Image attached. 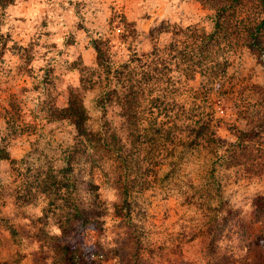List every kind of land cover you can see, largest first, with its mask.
<instances>
[{
    "label": "rangeland",
    "instance_id": "rangeland-1",
    "mask_svg": "<svg viewBox=\"0 0 264 264\" xmlns=\"http://www.w3.org/2000/svg\"><path fill=\"white\" fill-rule=\"evenodd\" d=\"M14 2L50 3L52 0H11L2 9H6ZM74 2L75 14L79 16L81 8L86 5L84 0H68L69 6L71 7ZM146 2L148 0H112L109 4V11L112 12V15L107 20L108 30L109 32L115 31L113 25L116 20H119V24H115V27L123 26V31L115 37L106 36L95 28H86L83 24V17H80V21L74 25L75 30L70 29L65 36L63 49L57 52V56L60 57L74 55L76 58L72 62L64 59L62 62H57V66L63 67L66 72L73 70L84 72L86 69L81 66L84 64V54L89 49L93 50L91 57L93 62L97 63L95 60L97 54L94 48L97 43H105L110 47L108 53L109 60H111L113 56L117 55L112 51L117 46L112 44V39L115 38L119 44L125 45L127 52L131 53L128 61L120 66L135 63L141 67L140 56L136 55L133 44H143L144 41H148L152 44V56L154 51L156 55L159 52H167L171 60L180 57L181 63L187 64L185 68L187 77L190 81L195 82V90L189 89L193 92L192 98L195 101L201 97L206 100L208 95L214 91L212 85L217 83L215 77L221 66L218 63L213 64L212 57L222 40L232 38L236 47L247 49L255 56L258 64L264 65V20H258L250 14L247 17V23L240 22L243 24L241 28L240 24L235 22L231 10H226L223 14H217L216 31L211 36H206L203 29L196 30L194 28L190 35L184 33L183 29L177 30L178 26L172 24L168 17L160 20L158 24L156 20H153L145 31L140 27L139 22L151 20L152 17L147 12L136 16L139 9L131 8L129 5ZM181 2L199 4L202 11L210 7L214 8V3L208 1L204 3L199 0H181ZM115 3L121 4L120 12L115 11ZM248 3L250 0H236L235 4L247 5ZM2 9L0 8V10ZM129 15L134 18L129 19ZM14 19L16 18L14 17ZM19 19L21 23L27 22L23 17H19ZM6 20V15L0 11V27L5 24ZM15 27L18 25H9L10 31L4 34V36H8V42L12 40V32L15 31ZM39 27H47L46 18L41 20ZM251 28L254 29L248 34ZM80 31L85 33L84 37L78 36ZM170 31L174 37L183 33L192 43L185 44L184 48L179 51L174 41L169 42L163 49H158L153 42ZM93 33H95V37H93ZM43 35L50 36L52 34L45 32ZM139 37H143V39H139ZM39 39L40 36L37 35L34 41H29L27 47L16 41L9 48L7 42L5 53L9 52L13 56H18L25 62L24 65L17 66L18 74L23 72L25 66L31 62L36 46L49 50L56 48L55 44L40 45ZM181 43L184 44V41ZM69 48L73 51L69 52ZM188 48L192 49L191 56L187 54ZM173 52L175 55H171ZM141 55L144 54L141 53ZM189 60L192 63H188ZM4 63L2 56L0 73H5V71L10 73L11 69L3 68ZM158 63L160 65L159 73L165 70L171 71L163 59H160ZM227 64L228 61H224V65ZM176 67L179 68L180 65L178 64ZM56 70L51 66V61H49V66L40 69L44 73L41 80V84L44 86L42 93L44 99L41 100L40 97H37L36 99L40 102L32 111L33 120H42V124H18L21 119L20 109L14 94L9 96L7 108L3 103H0V109L7 110L12 116L10 125L0 118L2 121L0 122V264H264V185L253 182L247 193H239L237 190L226 191L231 186L229 181L235 184L240 178L252 180L259 178L264 173V164L257 163L264 151V135H262L264 121L256 123L247 131L235 130L238 132L240 143L235 146V150L229 152L223 162L217 161L205 177V186L201 196L208 203L202 224L194 232L180 234L184 238L183 243H197L198 260L174 258L175 249L166 252L165 245L153 246V241L149 239L152 233L145 227L149 214L145 208L144 193L155 187L156 190L151 193V197L154 198L160 194V198L164 200L168 199V194L174 187L171 173L160 178L157 169L163 165L156 161L155 158L158 155L152 158L148 156L154 151L155 147L151 149V146L158 138L155 134L157 127L151 125L154 122L148 121L147 126L141 127L139 142H137L138 146L143 144L140 166L143 168V166L148 167L151 164L154 172L143 191L140 190L139 183L132 185V179L129 180L128 186H133L129 195L125 196L122 193L124 197L122 202L119 205H112L115 208L114 215L120 218V223L116 224L114 228H109L107 196L112 185H109L105 180L98 187L96 170L99 169L107 177L108 171L105 169L112 171L109 167L111 161L107 160L108 157L105 156L100 161L97 157L90 158L86 163V158L80 156L73 162V171L67 175L64 156L66 151L74 146L76 135L74 127L67 120L62 119L60 110L67 107L69 93L78 95V98L80 95L71 85L64 90H58V82L62 81L56 75ZM26 74L31 76V69H28ZM155 78L158 82L159 78ZM80 79L81 83L85 82L83 76ZM3 83L6 81H0V100L3 99V95L7 91L3 87ZM39 87V85H34L32 90H38ZM222 87L220 85L215 91L223 94ZM27 91L28 89L24 87L20 89L21 94ZM148 95L151 94L148 93ZM96 99L97 97L92 105V110L99 109L101 115L98 121L94 122H99L100 128L105 126L110 130H115L116 136H120L122 142L130 145L128 136L130 131L126 130H130L128 124H123L118 118L115 108L114 110L110 108L107 112L102 110ZM142 99L141 122L143 113L147 112L150 115L151 112L156 111L159 106L158 102L163 104L160 108L167 112V117L158 123L165 120V122H170L168 113L176 107L175 101L169 104L166 99L157 97L149 100L145 107L143 104L146 99L145 91ZM156 100L157 103H155ZM84 112H86L85 108ZM1 113L3 115V111ZM35 113L40 115L36 116ZM86 117L92 119L91 116ZM186 120H193V123L176 124V127L173 125L175 128L171 127L167 132L169 133L168 138L163 137V131H161L159 136L161 135L162 141L165 142L161 146L162 151L175 145L172 143L171 134L181 137L183 140L179 146L188 151L198 150L215 143L216 140L224 142V139L219 136L216 137V140L210 136H204L198 149L185 148L183 143L187 142L191 128L198 124L204 127L209 126V121L203 116L194 119L193 115H189ZM249 123L252 122L249 121ZM86 129L91 135L98 133L90 131L88 126ZM226 131L231 133L234 129L229 127ZM25 135L35 138L30 145L31 151L19 160L20 166L16 167L17 161L9 159L8 148L13 140ZM132 140L134 141L135 138ZM54 142L55 147H53ZM16 147L18 151H23L22 145ZM5 155L8 160L2 159ZM6 164L7 167H5ZM90 165H93L92 170ZM234 167L242 169V172L236 173V180H233L229 175V170ZM5 176L12 177L7 184H5ZM138 178L139 182H144L146 177L140 174ZM37 209L42 215H37ZM80 217H85L86 223L83 224ZM116 229L119 231H115ZM114 231L115 235H112ZM110 236L111 238H109ZM176 247L178 248L179 245Z\"/></svg>",
    "mask_w": 264,
    "mask_h": 264
},
{
    "label": "clouds",
    "instance_id": "clouds-1",
    "mask_svg": "<svg viewBox=\"0 0 264 264\" xmlns=\"http://www.w3.org/2000/svg\"><path fill=\"white\" fill-rule=\"evenodd\" d=\"M111 2L112 0H84L86 6L81 8L79 16L75 14V2L70 7L68 0H52L50 3L14 2L6 9L0 10L7 17L5 24L0 27V35L10 31L9 25H18V27H15V31L12 32V40L8 42L9 48L16 41L27 47L29 41H34L37 35L40 36V45H56V48L51 50L36 46L32 53L31 62L25 66L24 71L20 74L17 73V66L24 65L25 62L9 52H6L3 56L5 61L3 68L5 70L11 69V72L0 73V81H6V83H3V87L7 90L0 103H3L4 107L7 108L9 96L14 94L17 97L16 103L19 105V115L21 117L18 124L34 123L40 125L43 123L39 119L33 120L32 110L40 102L36 99L37 97H40L41 100L44 99L42 95L44 86L41 84L44 73L40 69L49 66V61H51V66L57 69L56 75L62 81L58 82V90H64L69 85L76 89L80 95L81 105L86 109L85 115L92 118L86 119L85 125L92 132L101 131L99 122H94L98 121L101 112L99 109L92 110V105L101 89L119 87L114 73L120 68L121 64L128 61L131 53L125 50V45L119 44L113 38L112 44L117 46L112 51L116 52L117 55L111 58L110 64L99 66L96 62H93L91 57L93 50L89 49L84 54V64L81 66L86 70L84 72L79 70L66 72L63 67L57 66V62H62L64 59L72 62L76 57L74 55L60 57L57 56V52L63 49L65 36L70 29L75 30L74 25L80 21V17H83V24L86 28L100 30L106 36L115 37L123 31L122 25L115 27V24H119V20H116L113 25L114 32L108 30L107 20L112 15V12L109 11ZM129 7L139 9L135 14L136 16L147 12L152 17L151 20L139 22L140 27L145 31H147L153 20H156L158 24L160 20L168 17L172 24L178 26L177 30L183 29L184 33L190 35L191 30L194 28L196 30L203 29L206 36H211L216 31V17L220 6L210 7L202 11L201 5L182 3L181 0H170V2L169 0H148L146 3L129 5ZM114 8L116 12H120L121 4L115 3ZM93 12H95V15H93ZM231 12L234 15L235 22L240 24L242 28L243 24L240 22L247 23V17L250 14L258 20H264V0H250L247 5H238L231 9ZM19 17H23L27 22L21 23ZM45 18L47 19V27H39L41 20ZM133 18L132 15H129V19ZM45 32L52 35L44 36L43 33ZM78 36L84 37L85 33L80 31ZM93 37H95V33H93ZM139 39H143V37H139ZM172 41L177 44L178 51L183 49L185 44L190 45L192 43L183 33L174 37L171 31L161 35L153 43L156 44L158 49H163L165 45ZM181 41H184V44ZM133 49L136 55L140 56L144 67H140L135 63L130 64L127 72L131 73V83L135 84L139 81L143 73H149L159 78L158 82L154 79L147 85H143L146 96L143 102L145 107H147L149 100L157 97L166 99L169 104L175 101L176 107L168 113V119L171 123H193V120H186V117L193 115L194 119H199L203 116L209 121L208 134L214 140L217 136L224 139L223 143L216 140L215 143L195 151H188L178 145L170 146L162 151L155 158L163 165L157 169V172H159L161 179L171 173L174 187L168 194V199L164 200L160 198V194L154 198L151 197V193L156 190L155 187L144 193L145 208L149 214L145 227L152 233L149 239L153 241V246L165 245L166 252L175 249L174 258L197 261V243H183L184 238L180 234L189 231L194 232L201 226L208 203L201 196L205 186V177L217 161L223 162L229 152L235 150V146L240 143L238 132L235 130L247 131L256 123L264 121V65L258 64L255 56L247 49L236 47L232 38L222 40L212 57V63H218L221 66L215 77L217 83L212 85L214 91L208 95L206 100L201 97L193 101V92L189 89L195 90V82L188 79L185 72L187 64L181 63L180 57L171 60L167 52H159L157 56H152V44L148 41H144L143 44H133ZM68 51L72 52L73 49L69 48ZM141 53L144 55H141ZM187 54L192 55L191 48L187 49ZM171 55H175V53L173 52ZM160 59L165 61L171 71L165 70L161 73H152L153 66L160 67L159 63L153 65V61H159ZM224 61H228L226 66ZM188 63H192V61L189 60ZM178 64L180 65L179 68L176 67ZM28 69H31V76L26 74ZM81 76L85 78L84 83H81ZM121 82L126 86L129 84L126 79ZM34 85H39V89L33 91ZM220 85L223 86L221 89L223 94L215 91ZM22 87L27 88L28 91L21 94L20 89ZM149 89H151V95H148ZM35 115L39 116L40 114L35 113ZM153 119L162 121L165 117H157L155 114L148 115L147 112H144L142 123L138 126L145 127L148 121ZM249 121L252 123L250 124ZM229 127H232L234 131L227 132L226 129ZM34 138L25 135L12 141L8 148L9 159L17 161L16 167L20 166L19 160L31 151L30 145ZM17 145L23 146L22 152L17 150ZM128 146L131 147V145ZM53 147H55V142ZM169 152H171V155H169ZM257 163L264 164V151H262L261 158ZM7 166L6 164L5 167ZM105 170L108 171L107 177L99 169L96 170V183L99 187L107 180L108 184L112 185L107 196V210L108 227L114 228L116 224L120 223V218L114 215L115 208L112 205H119L124 197L119 184L114 183L118 173ZM238 172H242V169L234 167L229 170V175L233 180H236V173ZM11 179V176H5V184L9 183ZM253 182L264 185V173L259 178H253L252 180L240 178L235 184L229 181L231 186L226 191L237 190L239 193H247ZM12 187H15V185H12ZM36 213L42 215L39 209L36 210ZM56 231L58 233V230ZM115 231H119V229ZM115 231L112 235H115ZM177 237H180V239H177ZM176 245H179V247L177 248Z\"/></svg>",
    "mask_w": 264,
    "mask_h": 264
},
{
    "label": "trees",
    "instance_id": "trees-1",
    "mask_svg": "<svg viewBox=\"0 0 264 264\" xmlns=\"http://www.w3.org/2000/svg\"><path fill=\"white\" fill-rule=\"evenodd\" d=\"M10 1L11 0H0V8L2 9L7 6ZM199 1H202L204 3L207 1L213 2V7L220 6L218 11L219 14H223V12H225L226 10H231L239 5L235 4L236 0ZM253 29L254 28H251V30L248 31V34H250ZM7 42L8 36H4V34L0 35V62L2 61V56H4L5 54ZM94 48L97 54V57L95 58L97 64L99 66H106L110 64L111 60H109L110 57L108 53L110 47L105 43H97L95 44ZM153 54L157 56L155 51L153 52ZM157 63L158 61H153V65H156ZM130 64L128 63L120 66V68L117 69L114 73L116 83L119 85V87L111 89H101L97 93L96 101L100 108L105 112H107V110H109L110 108L113 110L115 108L118 118L123 122V124H128L130 130H126L130 131L128 135L130 138V142H128L130 143L131 147H129L125 142H122L120 136H116L115 130H110L105 126L100 128L101 131L97 134L91 135L90 133H88L85 125V120L87 119V117L85 115L84 108L81 105V99L78 98V95L69 93L67 107L60 110L62 119L67 120L74 127L76 135V142L74 146L70 147L66 151L64 156L67 175L73 171V162H75L77 157L84 156L86 158L85 162L87 163V160H89L90 158L97 157V159H99L100 161L105 156H107V160L111 161V165L109 166L110 169L118 173L116 181L114 183L119 184L120 189L125 196H128L131 188H133V186H128L130 179H132L133 181L131 182L132 185H135V183H139L140 190L143 191L147 187L151 179V174L154 172L153 166L151 164L148 167L143 166V168L142 166H140V162H142L141 155L143 144L138 146L137 142H139V132L141 130V127H139L138 125L142 123L140 117L142 114L140 105L141 101L143 100L142 96L144 95L143 85H147L156 78L149 73H143L140 80L135 84H132L131 73L127 72ZM141 67H144V65L142 64ZM151 71L152 73H159V69L156 66H153ZM125 79L129 81V84L127 86L121 82ZM148 93L151 94V89H149ZM157 102L158 101L156 100L155 103ZM158 105L159 106L158 108H156V111L151 112L150 115L155 114L157 117H167V112H164V109L162 110L160 108L163 104L161 102H158ZM1 111H3V115H1ZM0 118H2L7 125H10L12 121V116L5 109H0ZM152 121L154 123L151 125L157 127L155 134L158 138L151 146V149L152 147L155 148L153 152H151L150 150L151 153L148 154L150 158L155 157V155H159L162 151L161 146L164 145L165 142L162 141V137H160L161 135L159 136L161 131H163V137H167L169 135V133H167L168 130L171 129V127H174L173 125H175L176 127V123L171 124V122H165L166 120L161 123H158L157 119H153ZM189 127L191 126L189 125ZM208 133L209 126L204 127L201 124L194 126L190 129L187 142L183 143L184 147H187L191 150L198 149L204 139L203 137L210 136ZM171 136L170 137L173 144H178V146L182 144L181 141L183 139L181 137L174 134H171ZM132 138H135V140L133 141ZM2 159L8 160L6 155L3 156ZM92 166L93 165H90L91 170ZM140 174L146 177L144 178V182H139L138 176ZM72 189L74 190V186ZM80 221L84 224L87 220L85 219V217H80Z\"/></svg>",
    "mask_w": 264,
    "mask_h": 264
}]
</instances>
